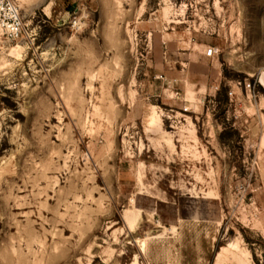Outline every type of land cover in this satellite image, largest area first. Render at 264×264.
<instances>
[{"label": "rangeland", "instance_id": "rangeland-1", "mask_svg": "<svg viewBox=\"0 0 264 264\" xmlns=\"http://www.w3.org/2000/svg\"><path fill=\"white\" fill-rule=\"evenodd\" d=\"M13 1L0 264H264V0Z\"/></svg>", "mask_w": 264, "mask_h": 264}, {"label": "built area", "instance_id": "built-area-1", "mask_svg": "<svg viewBox=\"0 0 264 264\" xmlns=\"http://www.w3.org/2000/svg\"><path fill=\"white\" fill-rule=\"evenodd\" d=\"M72 28L80 29L84 20L82 16H74L70 22ZM25 25L21 18L20 9L13 0H0V36L11 42H17L24 38ZM209 55L213 50L208 51Z\"/></svg>", "mask_w": 264, "mask_h": 264}, {"label": "trees", "instance_id": "trees-1", "mask_svg": "<svg viewBox=\"0 0 264 264\" xmlns=\"http://www.w3.org/2000/svg\"><path fill=\"white\" fill-rule=\"evenodd\" d=\"M5 101H8L7 99L5 100ZM7 103H9V102H7ZM9 105V104H8ZM16 107V106H15Z\"/></svg>", "mask_w": 264, "mask_h": 264}, {"label": "bare ground", "instance_id": "bare-ground-1", "mask_svg": "<svg viewBox=\"0 0 264 264\" xmlns=\"http://www.w3.org/2000/svg\"><path fill=\"white\" fill-rule=\"evenodd\" d=\"M127 213V212H126ZM134 214V213H133ZM129 215V214H128ZM140 244V243H139Z\"/></svg>", "mask_w": 264, "mask_h": 264}]
</instances>
